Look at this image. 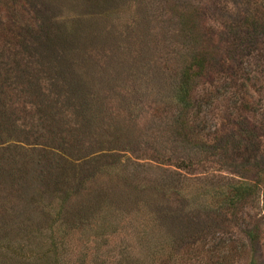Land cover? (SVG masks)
<instances>
[{
	"label": "rangeland",
	"instance_id": "obj_1",
	"mask_svg": "<svg viewBox=\"0 0 264 264\" xmlns=\"http://www.w3.org/2000/svg\"><path fill=\"white\" fill-rule=\"evenodd\" d=\"M262 24L264 0H0L1 66L22 52L41 54L37 75L62 74L87 98L61 96L64 114L55 119L49 103L44 115L35 109L36 118L57 120L69 134L60 148L75 159L61 169L46 168L44 157L18 167L14 179L0 177V264L15 262L12 247L33 257L52 242L57 264H264V185L237 215L221 193L241 179H262ZM62 25L71 33L56 46ZM200 50L209 74L192 96L204 105L194 114L191 107L178 130L170 125L181 115L175 69ZM52 52L60 58L48 59ZM9 83L1 79V91L14 98ZM30 89L38 108L39 89ZM233 92L253 97L259 111L233 108ZM34 144L0 146L17 153L41 146ZM87 216L104 223L103 234L82 230ZM250 228L257 243L246 235ZM51 250L42 252L54 264Z\"/></svg>",
	"mask_w": 264,
	"mask_h": 264
},
{
	"label": "trees",
	"instance_id": "obj_2",
	"mask_svg": "<svg viewBox=\"0 0 264 264\" xmlns=\"http://www.w3.org/2000/svg\"><path fill=\"white\" fill-rule=\"evenodd\" d=\"M191 22V27H193V13L188 17L187 22ZM264 25V24H262ZM66 25H62L59 28V36L63 40V42L57 38V44L65 46V43L67 42V35L71 32H65ZM60 41V42H59ZM54 46V48H51L55 50L57 48ZM54 52L48 53L46 56L50 60H55V58L60 57H54ZM44 57L41 56V54H29L27 52H22L21 56L19 58H14L13 63L9 65L7 68L2 67L0 64V80H10L11 83H9L7 88H10L13 94L12 98L11 96H7V94L4 91H1V84H0V141L3 139L1 143L8 142L11 139L19 140V141H25L29 143H35V144H41V146L36 147V149H33L31 152L23 151V148H19L17 153L9 151V146H0V177L3 175L9 176V178L14 179L13 172L15 170H18V167L23 166L24 169H26L27 162H35L34 160L39 159L40 161H44L46 159H49L51 162L46 165V168L55 167L54 163L59 166L61 169H66L67 166L73 165L72 160L65 154L61 148L60 145L63 142H69V134L65 133V135H62V131H60V124L55 126L58 121L54 120V123L52 121H48V123L45 121V119L42 116H37L36 118L35 109L39 110L41 109L40 113L44 115L47 107V103L51 105V108L54 107L57 110V114L53 113L51 110V118L55 119L56 117H61V114H64V110L62 112H59L63 105L60 103V97L68 95H73L75 100L79 99H87L82 95V91L76 93V88H71L70 85L65 84L67 81L64 79V76L62 74H59L57 77H54V71L52 73H46L43 75V77L37 75L35 73V68L38 62L43 59ZM29 59V60H28ZM207 54H205L202 50H200L199 56L195 57L193 62L189 64H185L183 68H180L179 70H176V75L178 80H174L176 87L175 90V99H176V105L181 110V115L177 113V116L174 117L172 121H170V125L172 128L180 130L183 128V123L186 121V118L184 117L191 109V107L195 108L193 111L194 113H199L201 107L204 105L203 98L198 95L197 98H193L192 94L195 93V87L196 82L200 79L201 76L204 74H209V70L207 69L206 64L208 63ZM29 62V64H28ZM255 79V78H251ZM242 81V80H239ZM5 82V81H4ZM63 82V83H62ZM252 83V82H251ZM15 84V85H14ZM30 85H34L39 89V94H34L35 96L39 97L40 99V105H38V108L35 106L34 98H32V93L30 89ZM243 83H240V86H242ZM81 89V88H78ZM54 91H57L56 93ZM245 93L248 94L247 90H245ZM208 96V95H206ZM205 96V97H206ZM204 97V98H205ZM232 101L233 100H239V103L237 101H234L233 108L242 110L243 108L245 111L254 112L253 110L256 109L258 105V101H255V99L252 98H245L243 94H237V92H233L231 95ZM201 99V100H200ZM243 100V101H242ZM93 112L95 111V108H92ZM252 110V111H251ZM66 111V110H65ZM259 111V110H257ZM254 112L255 114L257 113ZM86 114H82L79 116V118H84ZM179 116H182L179 117ZM78 118V119H79ZM42 119L41 123L38 124L37 120ZM190 119V118H189ZM65 121V120H64ZM72 125V122L70 123ZM67 126L70 130L71 126ZM21 126V127H20ZM59 126V127H58ZM58 127V128H57ZM38 129H45L47 134L43 133V135L40 136V133L42 130ZM58 129V132H57ZM26 135V136H25ZM46 137V138H45ZM34 144V145H35ZM54 148H57L58 151H55ZM22 159V160H21ZM38 162L36 161V170H39ZM46 171V170H45ZM15 173V172H14ZM262 174V179L260 180H253V181H247V180H239L234 182L233 185H230L228 188L229 190H221V193H227L225 199V208L232 212L233 215L238 214V208L242 207L251 197L258 196L259 192L263 189L261 188L264 185V166H261L258 173L259 175ZM44 177V176H42ZM257 178V179H258ZM262 205L261 208L263 210L264 215V189L262 192ZM112 203H106L102 206H107L111 208ZM99 211H97V214ZM245 213L246 212H241ZM249 214V213H248ZM76 216V215H75ZM87 219V226L83 227L82 230H86L87 228L90 230L94 229V232H99L100 234H103L102 227L104 226V223L96 222V218H92L90 220L89 216L85 217ZM77 225H80L81 220H79L76 216ZM247 218L243 216L242 221H245ZM47 220V219H46ZM106 222H108L110 219L107 217L104 219ZM48 222V220H47ZM251 224H255V222H251ZM48 225H51V223ZM133 226L130 225L129 229ZM53 229V228H52ZM136 230V229H135ZM248 239H250V243H257L259 241V232L257 228L253 229L250 228L249 231H247ZM33 238V237H31ZM42 242L46 243L48 241L42 240ZM50 244V242H49ZM62 247V244H61ZM13 249H10V254L13 255L10 258L15 259L12 264H50V261H46V254H43L42 251H45L44 253H47L46 251H50V255L53 256V262L54 264L58 263L57 257H55L57 248L59 249V246L57 243L52 242V247L48 248L46 250L39 249V253L36 252L33 254L34 250H32V256L28 257L27 255L23 254L18 247H12ZM53 251V254L51 253ZM6 255V254H5ZM35 258V259H34ZM30 259V260H29ZM250 264H259L254 259L250 262Z\"/></svg>",
	"mask_w": 264,
	"mask_h": 264
}]
</instances>
